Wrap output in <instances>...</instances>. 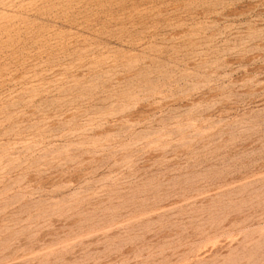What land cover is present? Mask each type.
<instances>
[{"label":"rangeland","instance_id":"1","mask_svg":"<svg viewBox=\"0 0 264 264\" xmlns=\"http://www.w3.org/2000/svg\"><path fill=\"white\" fill-rule=\"evenodd\" d=\"M0 264H264V0H0Z\"/></svg>","mask_w":264,"mask_h":264}]
</instances>
